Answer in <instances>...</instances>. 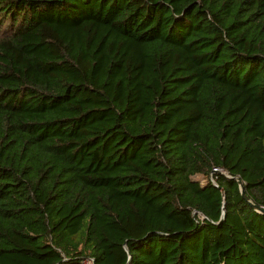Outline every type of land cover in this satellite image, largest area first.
I'll return each mask as SVG.
<instances>
[{
    "label": "trees",
    "instance_id": "trees-1",
    "mask_svg": "<svg viewBox=\"0 0 264 264\" xmlns=\"http://www.w3.org/2000/svg\"><path fill=\"white\" fill-rule=\"evenodd\" d=\"M235 178L264 208V0H0V264H264Z\"/></svg>",
    "mask_w": 264,
    "mask_h": 264
},
{
    "label": "water",
    "instance_id": "water-1",
    "mask_svg": "<svg viewBox=\"0 0 264 264\" xmlns=\"http://www.w3.org/2000/svg\"><path fill=\"white\" fill-rule=\"evenodd\" d=\"M215 173H220V171H217V170H214ZM236 181L238 182V185H239V191H240V194L242 196V198L244 200L247 201V203L258 213L264 215V208L262 207H259L258 205H256L249 197L248 195L246 194L245 190H244V186H243V183L242 181L239 179V178H235Z\"/></svg>",
    "mask_w": 264,
    "mask_h": 264
},
{
    "label": "rangeland",
    "instance_id": "rangeland-1",
    "mask_svg": "<svg viewBox=\"0 0 264 264\" xmlns=\"http://www.w3.org/2000/svg\"><path fill=\"white\" fill-rule=\"evenodd\" d=\"M197 178L201 179V177H200V176H197ZM203 181H204V179H203Z\"/></svg>",
    "mask_w": 264,
    "mask_h": 264
}]
</instances>
